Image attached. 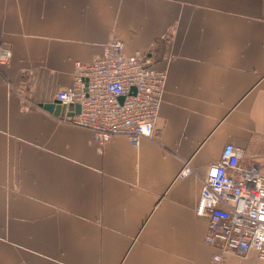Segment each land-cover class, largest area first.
<instances>
[{"label": "crops", "instance_id": "obj_1", "mask_svg": "<svg viewBox=\"0 0 264 264\" xmlns=\"http://www.w3.org/2000/svg\"><path fill=\"white\" fill-rule=\"evenodd\" d=\"M113 39L167 83L153 136L100 153L39 105ZM0 44V264H210L201 177L230 143L264 169V0H0Z\"/></svg>", "mask_w": 264, "mask_h": 264}, {"label": "built area", "instance_id": "obj_2", "mask_svg": "<svg viewBox=\"0 0 264 264\" xmlns=\"http://www.w3.org/2000/svg\"><path fill=\"white\" fill-rule=\"evenodd\" d=\"M11 58V47L0 44V73L10 66ZM166 83L167 71L156 68L148 55H128L124 42L113 39L91 63H75L73 86L56 100L79 105L81 111L57 118L90 130L100 153L117 135L138 146L153 136ZM244 156V149L227 144L201 177L196 214L208 220L205 242L215 251L210 264H230V256L251 250L264 260V174L242 166ZM192 175L195 170L185 162L178 177Z\"/></svg>", "mask_w": 264, "mask_h": 264}, {"label": "water", "instance_id": "obj_3", "mask_svg": "<svg viewBox=\"0 0 264 264\" xmlns=\"http://www.w3.org/2000/svg\"><path fill=\"white\" fill-rule=\"evenodd\" d=\"M39 106L56 117H64L65 114H67V116H74L75 114H79L81 111V107L79 105L67 106L61 104L57 100H54L51 103L40 104Z\"/></svg>", "mask_w": 264, "mask_h": 264}, {"label": "rangeland", "instance_id": "obj_4", "mask_svg": "<svg viewBox=\"0 0 264 264\" xmlns=\"http://www.w3.org/2000/svg\"><path fill=\"white\" fill-rule=\"evenodd\" d=\"M260 173L264 174V169L263 168H260Z\"/></svg>", "mask_w": 264, "mask_h": 264}]
</instances>
